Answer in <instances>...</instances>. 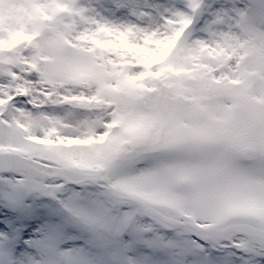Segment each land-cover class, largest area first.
I'll use <instances>...</instances> for the list:
<instances>
[{
	"label": "snow or ice",
	"instance_id": "obj_1",
	"mask_svg": "<svg viewBox=\"0 0 264 264\" xmlns=\"http://www.w3.org/2000/svg\"><path fill=\"white\" fill-rule=\"evenodd\" d=\"M0 264H264V0H0Z\"/></svg>",
	"mask_w": 264,
	"mask_h": 264
}]
</instances>
